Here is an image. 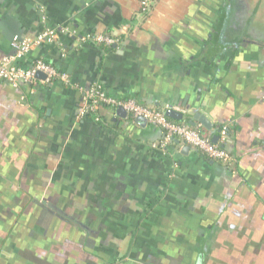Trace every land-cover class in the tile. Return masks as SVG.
Returning a JSON list of instances; mask_svg holds the SVG:
<instances>
[{
  "label": "crops",
  "instance_id": "obj_1",
  "mask_svg": "<svg viewBox=\"0 0 264 264\" xmlns=\"http://www.w3.org/2000/svg\"><path fill=\"white\" fill-rule=\"evenodd\" d=\"M0 0L14 36L69 82L0 83V264H264V0ZM117 39L116 47L93 40ZM227 128L231 165L101 108L80 89Z\"/></svg>",
  "mask_w": 264,
  "mask_h": 264
},
{
  "label": "built area",
  "instance_id": "obj_2",
  "mask_svg": "<svg viewBox=\"0 0 264 264\" xmlns=\"http://www.w3.org/2000/svg\"><path fill=\"white\" fill-rule=\"evenodd\" d=\"M154 1L140 0V12L145 15L149 14ZM63 33V29L47 28L34 37L14 36L11 42L12 55L0 60V83H8L14 87L36 85L39 81L38 73H43L46 76L45 80L41 81L44 84L50 85L55 81L68 83L69 76L66 72L59 71L43 60L36 61L28 68L18 65V62L35 48L46 44H55ZM93 40L108 47L119 43L117 39L102 35L94 37ZM80 94L81 102L78 109L80 119L93 117L96 122H100L99 111L101 108H110L114 111L123 108L132 119L144 118L165 132V139L160 144L161 148H166L175 139H178L211 160L227 165L234 162V157L223 147L229 138L227 128L220 131V139L215 144L212 142V137L206 135L201 127H192L187 123L172 120L166 116L165 111L147 108L135 100H121L112 97L99 83L81 88Z\"/></svg>",
  "mask_w": 264,
  "mask_h": 264
},
{
  "label": "water",
  "instance_id": "obj_3",
  "mask_svg": "<svg viewBox=\"0 0 264 264\" xmlns=\"http://www.w3.org/2000/svg\"><path fill=\"white\" fill-rule=\"evenodd\" d=\"M114 47H116V45H114ZM45 78H46V76L43 73L37 74V79L42 81V80H45ZM116 113L118 114V116H120L122 118L126 119L128 117L127 112L123 108L117 109ZM165 113H166V116L168 118L175 120V121H183L185 119L184 113L175 110L172 106L167 108ZM135 122L140 124L143 127H145L149 124V122L144 118H137V119H135ZM198 123L201 125L202 128H204L206 130L211 131L213 128V124L205 116H203L200 113H196L194 115L193 121H190L189 125H191L192 127H197ZM219 139H220L219 135L213 136L212 142L216 144V143H218ZM174 141L177 144H180V140L175 139ZM184 148H185V150H190L189 146H186Z\"/></svg>",
  "mask_w": 264,
  "mask_h": 264
},
{
  "label": "trees",
  "instance_id": "obj_4",
  "mask_svg": "<svg viewBox=\"0 0 264 264\" xmlns=\"http://www.w3.org/2000/svg\"><path fill=\"white\" fill-rule=\"evenodd\" d=\"M112 47H113V46H112ZM112 47H111V48H112Z\"/></svg>",
  "mask_w": 264,
  "mask_h": 264
}]
</instances>
